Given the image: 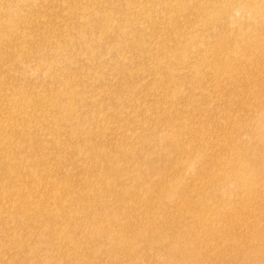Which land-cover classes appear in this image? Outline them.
Returning <instances> with one entry per match:
<instances>
[{"label":"rangeland","instance_id":"rangeland-1","mask_svg":"<svg viewBox=\"0 0 264 264\" xmlns=\"http://www.w3.org/2000/svg\"><path fill=\"white\" fill-rule=\"evenodd\" d=\"M9 1L0 0V79L26 92L20 95L0 83V142L6 154L12 149L9 156L0 153V264H201L191 255L196 249L204 264H213L218 237H210L203 248L201 242L183 247L184 252L175 247L172 251L184 259L169 255L170 197L176 189L189 191L194 182L208 183L206 177L189 175L191 165L173 161L183 144L188 150L202 144V152L212 155L204 162L210 171L221 159L218 146L226 144L228 129L239 119L248 125L239 141L258 147L262 120L251 115L254 99L248 88L264 90V53L251 50L249 64L241 59L239 83L249 85L231 94L227 86L212 85L216 78L205 65H199L200 77L189 69L197 57L186 37L196 34L203 20L191 0L176 2L177 12L153 9L159 0H129V8L122 0H75L81 9L77 18L62 0H42V7L40 0ZM5 4L13 12H5ZM111 4L114 22L104 30L102 17ZM11 14L28 21L9 31ZM235 15L223 29L238 45L243 36ZM262 21L264 16L257 27L264 35ZM211 31L222 29L214 24ZM134 41L144 44V52ZM163 45L171 55L154 64ZM169 63L175 69L170 71ZM170 75L183 92L173 102L169 93L177 86L170 84ZM71 91L79 93L76 100ZM42 95L48 101L35 105ZM53 95L56 104L50 102ZM24 97L30 106L22 103ZM70 104L72 117L58 123ZM150 189L155 192L149 194ZM146 223L148 232L142 228ZM251 230L244 227L243 233ZM235 256L234 250L228 252L224 264L250 257Z\"/></svg>","mask_w":264,"mask_h":264},{"label":"bare ground","instance_id":"bare-ground-1","mask_svg":"<svg viewBox=\"0 0 264 264\" xmlns=\"http://www.w3.org/2000/svg\"><path fill=\"white\" fill-rule=\"evenodd\" d=\"M62 1L67 2L69 11L72 14H74L75 16L79 15L81 9L75 5V0ZM94 1V3L101 4L106 2L107 0ZM178 1L179 0H159L157 1L158 4H156V6L153 5V9H159L162 12H177L176 2ZM8 2L10 1L8 0ZM42 2L43 1L40 0V7H42L43 5ZM121 2L123 6L124 3H126V8H129V0H122ZM191 2L203 14V20L199 24L197 33L191 34L186 37V40L190 42L188 46H192V49H196V51L194 52L196 53L197 57V61L193 64H190L189 69H191L192 72L197 73V75H199L200 77L203 71L200 72L199 65H205L209 71L213 72V76L216 78V82L212 84L213 86L219 88H224L225 86H227L228 91L231 94L238 93L240 92L239 90L244 91L249 84H247L245 80L243 83H239V81H241V78L238 73L240 72V66L243 65L241 59L244 60V64H249L252 63V57L249 58V53L251 50L255 51V53H257L258 55H262L264 53V35H261L263 29L257 27V24L261 23L262 16H264V0H191ZM4 7L5 12H13V8L11 6L5 4ZM96 7H99V5ZM117 8L119 9V7ZM145 10L148 11L149 8H145ZM233 10L238 12V14L240 15L234 21L235 27H240L243 36L240 41H237L238 45H235L233 43V40H231V38L227 36L228 33L224 32L225 27L230 23H233L231 18L233 16H236V12H233ZM119 11L121 12L120 9ZM122 11L123 13L121 14H124L125 10L122 9ZM111 12H114L112 4L109 8V11L106 12L102 17V27L104 28V30L109 29L114 22V16L110 14ZM9 16V21L6 23L9 31L13 27L19 24L22 25L25 21H28V18L26 16H23L21 18L20 16L18 17L14 14H11ZM243 17L247 20L244 23L240 21V18ZM118 20L119 19H117V21ZM120 21H122V19H120ZM40 23L42 22H39V24ZM170 23H172V20H170ZM115 24L117 25L118 23ZM214 24L217 25V28H221L222 31L217 33L211 31V28ZM263 25L264 21H262V24L260 26ZM2 37L3 36H0V41ZM36 39L38 38H35V40ZM207 39L209 40V43L205 42ZM12 40L14 39L12 38ZM34 44L35 43H33V45ZM134 46L139 52H144L142 49L144 47V44H140V41H134ZM9 47H12L11 43ZM163 47L164 48L161 50L160 55L158 54L159 57L154 58V64H160L163 59H168L171 55V48L164 45ZM1 52L3 51L1 50ZM1 52L0 59H2L3 56V53ZM42 59L44 61H41V64L45 62V57L41 56L40 60ZM175 65V63H169L170 71L171 69H175ZM169 77H171L169 80L170 84L177 86L175 90L169 93V102H173L174 97H177L179 94H183V92L182 87L181 90L178 89V84L176 82H173V78L175 76L170 75ZM1 80L2 79H0V83L3 82L5 84V87L10 91H19L20 95L26 92L21 87H8L6 83H11L6 79L4 81ZM244 83H246V86L244 85ZM202 84L209 85L206 80L202 81ZM248 89L251 91L254 99V103L250 108L252 112L251 115L252 117L258 115L262 120V129L259 134H257V140L259 143L256 149H251L245 142L239 141L242 133L248 126L246 119L245 121L243 119H239L236 120L235 124L228 129V132L225 136L227 140L226 144L218 146V152L221 155V159L220 162L219 160L215 161V165L210 169V171L207 170L206 165L207 162L211 160L212 155L204 154L202 152V144L200 145V147H198V150L196 148L188 150L189 145L183 144V151L181 155H178L173 161L174 165L179 164L183 167H185V164L191 165L192 171L189 172V175L192 176L195 180L201 177L208 178L207 184H205L203 181L196 184L195 182L192 183L191 185L193 186H191L189 191L182 192L181 188L179 190L176 189L173 192V195L170 197V200L173 202L168 199L170 201L169 205L173 208L172 211L174 212V217L173 223L170 224V230L172 231L173 235L167 241V249L169 250V255L173 260L184 259V255L182 258V256H178L172 251L175 247H178L183 251V247H187L189 249L191 245L197 242H201L202 245L200 246V248H203L210 245V237H218V239L220 240V244L218 245V248L212 251L213 253L210 256L212 259L210 261H212L213 264H215L216 261L219 264H224L225 262L223 261L226 259L225 256L228 254V252L233 253V250L234 253L236 252L235 259L237 257L241 258L245 254L250 255L247 260L241 262L242 264H264V228L260 226V220L264 219V90L261 89L260 86L257 89L254 88L253 90L250 88ZM1 91L2 90H0V93ZM78 95L79 93L71 91V97H73L74 100H76ZM23 96H27L26 93L23 94ZM47 101L48 100H46V95H42L38 97V101H36L35 105H40V103L44 104ZM55 101L56 97L55 95H53L52 99H50V102L56 104ZM30 102L31 100H29L27 97H24L22 99V103L24 105L30 106ZM7 103H9V101H7ZM197 106L204 107L203 103H198ZM20 110L23 111L22 109ZM71 110L72 105L70 104L66 109L65 114L60 116V118L58 119V123L68 121L72 117L70 116ZM220 122V125L225 124L224 118L220 119ZM3 127L4 123H0V128ZM183 133L184 132L182 127L179 136V139L181 141H183ZM207 144L208 141L205 143V146H207ZM6 149L7 147H5L0 142V153L4 152L6 156H9V154H11L12 152V149L11 152H7V154L5 151ZM7 159L10 160V157H8ZM204 162H206L205 166ZM176 172L179 173V171ZM121 174L123 173H119L118 177H120ZM75 184H77V182ZM15 191H17V189H15ZM134 191H136V187H134ZM149 191V194H153L155 192H151L152 189H150ZM154 197L155 196L152 195L150 197V200ZM143 203H148V201L146 200ZM140 206L141 205L139 204V207ZM162 206L165 207V204ZM256 210L258 211L256 212ZM148 227L149 225L148 223H146L142 228L146 231ZM244 227H248V229L252 228L251 232L243 233ZM140 229L141 228H139L138 230ZM184 232L186 234H183ZM16 242L18 244L21 243L20 240ZM116 247H118V245H116ZM35 250H38V248ZM198 251L200 250H193L191 255L198 262L204 264V255H199L197 253ZM183 264L190 263L186 260H183Z\"/></svg>","mask_w":264,"mask_h":264}]
</instances>
